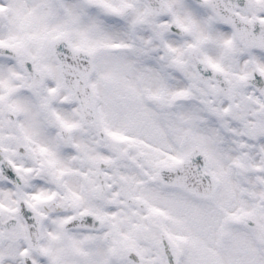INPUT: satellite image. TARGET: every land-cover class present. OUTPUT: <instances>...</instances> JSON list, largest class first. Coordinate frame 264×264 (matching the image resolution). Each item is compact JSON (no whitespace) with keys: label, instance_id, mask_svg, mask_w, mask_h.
Returning a JSON list of instances; mask_svg holds the SVG:
<instances>
[{"label":"snow or ice","instance_id":"obj_1","mask_svg":"<svg viewBox=\"0 0 264 264\" xmlns=\"http://www.w3.org/2000/svg\"><path fill=\"white\" fill-rule=\"evenodd\" d=\"M0 264H264V0H0Z\"/></svg>","mask_w":264,"mask_h":264}]
</instances>
